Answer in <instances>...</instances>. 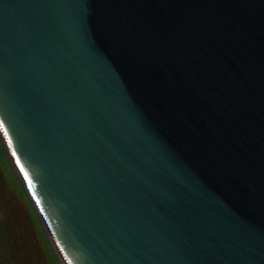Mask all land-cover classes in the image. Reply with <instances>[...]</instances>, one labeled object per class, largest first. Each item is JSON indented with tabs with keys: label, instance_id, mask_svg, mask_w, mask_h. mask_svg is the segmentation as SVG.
Instances as JSON below:
<instances>
[{
	"label": "water",
	"instance_id": "water-1",
	"mask_svg": "<svg viewBox=\"0 0 264 264\" xmlns=\"http://www.w3.org/2000/svg\"><path fill=\"white\" fill-rule=\"evenodd\" d=\"M0 116L69 264H264V0H0Z\"/></svg>",
	"mask_w": 264,
	"mask_h": 264
},
{
	"label": "rangeland",
	"instance_id": "rangeland-1",
	"mask_svg": "<svg viewBox=\"0 0 264 264\" xmlns=\"http://www.w3.org/2000/svg\"><path fill=\"white\" fill-rule=\"evenodd\" d=\"M0 180V264H62L41 217L1 148ZM33 243L36 248L32 250Z\"/></svg>",
	"mask_w": 264,
	"mask_h": 264
},
{
	"label": "snow or ice",
	"instance_id": "snow-or-ice-1",
	"mask_svg": "<svg viewBox=\"0 0 264 264\" xmlns=\"http://www.w3.org/2000/svg\"><path fill=\"white\" fill-rule=\"evenodd\" d=\"M0 128L3 129L4 134H5V136H6L7 139H8V144L11 146V145H12V139H11V137L8 135V128L5 126V121H4L3 116H0ZM12 151H13V155H15V148H13ZM17 163L20 164V161H19V158H18V157H17ZM20 167H21V169L23 170V167H24L23 164H20ZM25 175H27L26 170H25Z\"/></svg>",
	"mask_w": 264,
	"mask_h": 264
}]
</instances>
